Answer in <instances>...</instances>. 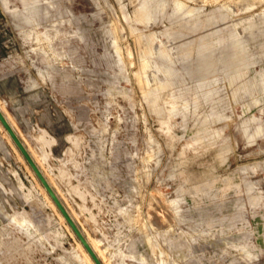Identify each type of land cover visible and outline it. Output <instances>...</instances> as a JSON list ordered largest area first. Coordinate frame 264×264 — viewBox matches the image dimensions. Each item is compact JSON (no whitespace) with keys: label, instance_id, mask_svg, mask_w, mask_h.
Wrapping results in <instances>:
<instances>
[{"label":"rangeland","instance_id":"1","mask_svg":"<svg viewBox=\"0 0 264 264\" xmlns=\"http://www.w3.org/2000/svg\"><path fill=\"white\" fill-rule=\"evenodd\" d=\"M0 103L105 263L264 264V0H0ZM3 129L0 264H89Z\"/></svg>","mask_w":264,"mask_h":264},{"label":"water","instance_id":"2","mask_svg":"<svg viewBox=\"0 0 264 264\" xmlns=\"http://www.w3.org/2000/svg\"><path fill=\"white\" fill-rule=\"evenodd\" d=\"M0 121L5 126V128L9 132L11 138L14 140L17 147L20 149V151L22 152L24 157L27 159L28 163L31 165V167L33 168V170L35 171V173L37 174V176L41 180L42 184L45 186L46 190L48 191V193L50 194V196L52 197V199L54 200V202L58 206L59 210L62 212V214L64 215V217L66 218V220L68 221V223L70 224V226L72 227L74 232L77 234L80 241L83 243L85 248L91 254V256L95 260L96 264H103L100 261V259L98 258V256L96 255L95 251L93 250V248L91 247L89 242L87 241V239L85 238V236H84L83 232L81 231V229L79 228V226L75 223L74 219L69 214L67 208L64 206L63 202L60 200V198L58 197L55 190L51 187L48 180L43 175L42 171L40 170L39 166L37 165V163L35 162V160L31 156L29 151L27 150L23 141L18 136L16 131L13 129V127L11 126L9 121L6 119L4 113L1 110H0Z\"/></svg>","mask_w":264,"mask_h":264},{"label":"bare ground","instance_id":"3","mask_svg":"<svg viewBox=\"0 0 264 264\" xmlns=\"http://www.w3.org/2000/svg\"><path fill=\"white\" fill-rule=\"evenodd\" d=\"M0 110H1V107H0ZM2 111V110H1ZM3 112V111H2ZM5 115V114H4ZM6 117V116H5ZM6 119L8 120V118L6 117ZM9 121V120H8ZM10 123V122H9ZM0 124H1V127H3L4 129H3V131L6 133V134H8V136L10 137V139L13 141V143L15 144V142H14V140L11 138V136H10V134H9V132L7 131V129L5 128V126L2 124V122L0 121ZM17 133V132H16ZM25 145V144H24ZM27 148V147H26ZM27 150H28V148H27ZM29 151V150H28ZM30 153V152H29ZM31 154V153H30ZM31 156H32V154H31ZM33 157V156H32ZM33 159H34V157H33ZM35 160V159H34ZM35 162H36V160H35ZM37 163V162H36ZM37 165H38V163H37ZM39 166V165H38ZM40 168V167H39ZM40 170H41V168H40ZM43 173V172H42ZM50 183V182H49ZM42 187L44 188V190L46 191V193L49 195V193L47 192V190H46V188H45V186L42 184ZM49 197L51 198V196L49 195ZM51 200H52V202L54 203V205L56 206V204H55V202H54V200L51 198ZM58 210H59V208H58ZM59 213L61 214V216H62V218L64 219V221H65V217H64V215L62 214V212L59 210ZM70 214V213H69ZM72 217V216H71ZM85 238L87 239V237L85 236ZM87 241L89 242V240L87 239ZM79 243L81 244V246L83 247H81L80 246V248H81V250L83 251V255H85L84 257H85V259L89 262V264H96V262H95V260L92 258V256H91V254L88 252V250L85 248V246L83 245V243L79 240ZM89 244L91 245V247L93 248V250L95 251V253H96V255L98 256V258L100 259V261L103 263V264H107V263H105L102 259H101V257H100V255H99V253H97V250H96V248L91 244V242H89ZM84 249V250H83Z\"/></svg>","mask_w":264,"mask_h":264},{"label":"crops","instance_id":"4","mask_svg":"<svg viewBox=\"0 0 264 264\" xmlns=\"http://www.w3.org/2000/svg\"><path fill=\"white\" fill-rule=\"evenodd\" d=\"M234 65H236L237 64V62H234L233 63ZM238 76H240L239 74H235V75H233V76H230V80L232 81V80H234L236 77H238ZM184 103V102H183ZM0 105H3V104H1L0 103ZM2 110V109H1ZM3 111V110H2ZM3 113L5 114V112L3 111ZM216 116H219V112H218V110H216V114H215ZM5 116L7 117V115L5 114ZM9 120V119H8ZM9 122H10V124H11V126L13 127V124H12V122L9 120ZM87 237V236H86ZM87 239L89 240V238L87 237ZM89 242H90V240H89ZM142 259H145L144 257H141Z\"/></svg>","mask_w":264,"mask_h":264}]
</instances>
